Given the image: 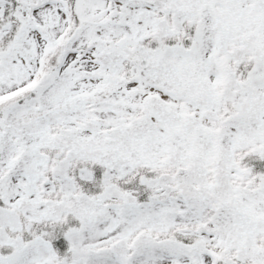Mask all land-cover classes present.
I'll use <instances>...</instances> for the list:
<instances>
[{"label":"snow or ice","instance_id":"obj_1","mask_svg":"<svg viewBox=\"0 0 264 264\" xmlns=\"http://www.w3.org/2000/svg\"><path fill=\"white\" fill-rule=\"evenodd\" d=\"M0 264H264V0H0Z\"/></svg>","mask_w":264,"mask_h":264}]
</instances>
